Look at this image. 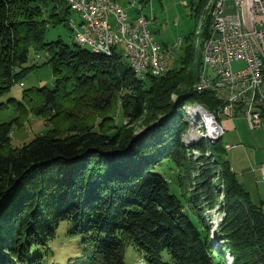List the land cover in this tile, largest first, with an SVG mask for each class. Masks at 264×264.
<instances>
[{
    "label": "trees",
    "instance_id": "trees-1",
    "mask_svg": "<svg viewBox=\"0 0 264 264\" xmlns=\"http://www.w3.org/2000/svg\"><path fill=\"white\" fill-rule=\"evenodd\" d=\"M74 11L69 0H0V96L33 68L31 48L48 52L56 80L26 90L29 105L22 103L53 128L14 147L19 117L0 122V264L1 253L12 258L5 264H48L45 247L63 221L93 246L89 264H126L128 245L148 264H226L228 251L233 264H264V207L233 170L222 138L198 145L197 158L182 141V104L199 100L215 111L222 103L215 88L199 85L197 31L177 64L141 78L118 46L107 55L76 40L46 41L49 26H70ZM164 160L183 170L180 193L158 169ZM221 196L216 243L207 208Z\"/></svg>",
    "mask_w": 264,
    "mask_h": 264
},
{
    "label": "rangeland",
    "instance_id": "rangeland-1",
    "mask_svg": "<svg viewBox=\"0 0 264 264\" xmlns=\"http://www.w3.org/2000/svg\"><path fill=\"white\" fill-rule=\"evenodd\" d=\"M119 1L124 4L127 9L129 8L130 10L131 8L136 11V7L130 2L131 0ZM136 1L144 5L146 14H150L152 20L150 27L159 42L162 45H168L167 49L169 50L164 49L166 55L168 54L167 56L170 57L168 67H170L171 64L174 65L179 62V58L184 52L188 36L195 31L199 34V42L204 56V50L208 40L207 32H214V8L217 0ZM234 4L235 0H226V14L227 12L231 13L234 11ZM71 17L77 19L78 21L81 20V14L76 11L72 13ZM197 18H199L198 22ZM75 35L76 31L71 25L65 26L64 24H58L55 26H49L46 31L45 38L46 41L63 39L66 42L72 43L73 40H75ZM117 49L120 54L124 56L125 46L120 44ZM48 57V52L45 49L36 50L35 48H31L27 65L33 66V68L25 73L24 76L17 81L9 91L0 96V103L4 102V105L0 107V122L10 121L15 119L17 116L20 119V123L18 120H13L12 145L14 147L21 146L25 142L33 139L36 135L45 133L53 128V124H51L46 117L34 114L31 111H24L22 106V103L29 105L28 98L26 97V90L30 94H33V88L36 86H55L56 80L54 77L53 67L50 64H45L48 61ZM243 65L244 62H234V66L236 68ZM209 78H214L213 73L209 75ZM198 81H200V78ZM172 97L173 99L178 100L179 95L178 93H174ZM200 105L204 106V108L216 118L213 108H209L199 100H188L186 104L181 105L184 113V121H186V127L182 134V141L187 146L188 157L192 158H197L202 155L198 145H201L204 142L208 148L211 144L216 143V141L218 142L220 138H222L221 135L223 133L221 130L216 136H214V138L210 137L205 121L198 115L197 107ZM219 122L221 123V121ZM249 127L248 123L247 128ZM143 128L144 125H142L141 122L136 124V132L142 130ZM227 140H229V135L223 134L222 141L225 142ZM209 153V150L205 152L206 155H209ZM224 156L226 157V154ZM158 169L163 171L166 177H168L173 189L177 193H180L179 179L183 170L174 163H171L169 160L161 162ZM219 172H221V168H219ZM218 201L224 202L225 199L222 196L219 197L217 203L215 204L216 206L213 208H207V212L209 214L211 229L214 233L213 239L216 243H222L221 230L218 227V224L221 223L225 213L218 205ZM67 222L68 221H63L61 223L57 230V236L49 242L48 246L45 247V250L49 253L46 255L48 264H52V262L68 264L70 262L73 263L77 261H85L84 264H89L88 262L91 261L93 257V246L89 245L87 242H85V244L81 236H70L67 233ZM46 253L47 252L44 251V254ZM236 254L239 256L240 251H236ZM1 256H4L2 260L3 264H5V260L12 259L10 255L5 253H1ZM142 258L146 260L143 252L132 245L127 246L125 255L126 264H145L144 262L142 263ZM235 258L236 255L231 251H228L225 254L224 261L226 264H233L236 260ZM241 261L242 263L244 262L243 260ZM146 263L148 264L147 260Z\"/></svg>",
    "mask_w": 264,
    "mask_h": 264
},
{
    "label": "built area",
    "instance_id": "built-area-1",
    "mask_svg": "<svg viewBox=\"0 0 264 264\" xmlns=\"http://www.w3.org/2000/svg\"><path fill=\"white\" fill-rule=\"evenodd\" d=\"M78 2L79 6H86L87 20H83L82 27L88 41L113 40L114 44L131 46L132 55L142 62L143 72H148L143 59L145 41H152L154 47L162 50L159 71L165 73L170 57L165 56L164 47L153 33L151 16L145 13L142 3L130 1L137 12L132 16L118 0H103V4H95L94 0ZM133 21H140L139 31H132ZM89 23H96L98 38H90ZM210 45L204 89L215 88L222 99L215 109L220 129L224 133V126L219 122L221 113L231 115L235 107L243 109L251 128L261 127L264 121V0H235L234 11L227 12ZM234 62H244V65L236 68ZM212 73L214 78L210 79Z\"/></svg>",
    "mask_w": 264,
    "mask_h": 264
},
{
    "label": "bare ground",
    "instance_id": "bare-ground-1",
    "mask_svg": "<svg viewBox=\"0 0 264 264\" xmlns=\"http://www.w3.org/2000/svg\"><path fill=\"white\" fill-rule=\"evenodd\" d=\"M75 8V11L81 14V20L78 21L77 19L71 17L70 25L76 31L75 40L80 43L82 46H88L95 50L96 52L105 53L107 55H112L115 51V48L118 46L117 44L113 43V40H105L103 42H91L88 41V36L83 30L82 24L83 20H87V11L86 6H79L78 0H69ZM223 0H217V3L214 8V32L213 35L208 38L206 47H205V54H204V67L203 72L200 75V82L199 85L201 88H204L206 84V73H207V63H209L210 59V52H211V45L210 43L216 37V28L220 27L222 24L223 19L226 17L225 12V3H222ZM95 4H103V0H94ZM140 28V21H133L132 24V31H139ZM89 34L90 38H98V30L96 23H89ZM120 45V44H119ZM125 46V54L123 56V60L128 63L131 69L141 78L145 77L146 74L152 72L155 75H161L163 72L159 71V63H162V50L160 47H154L152 41H145V45L143 48V59L144 63L147 65L148 72L142 71V62L137 61L135 55L131 53V46H127V44H121ZM168 55V54H167ZM165 53V56L168 57ZM169 62H167L168 66ZM198 115L203 118L205 124L208 127L210 137L216 136L220 131V126L216 122V118L213 114L209 113L204 106L200 105L197 107ZM201 126V125H200ZM204 126V125H203ZM202 127V126H201ZM206 127V126H205ZM219 138V137H218ZM142 263L146 264L144 258L141 259Z\"/></svg>",
    "mask_w": 264,
    "mask_h": 264
},
{
    "label": "crops",
    "instance_id": "crops-1",
    "mask_svg": "<svg viewBox=\"0 0 264 264\" xmlns=\"http://www.w3.org/2000/svg\"><path fill=\"white\" fill-rule=\"evenodd\" d=\"M129 11L132 16L137 15L134 9ZM162 46L167 48L168 45ZM220 117L225 130L221 136L229 135V140L223 143L232 168L254 201L264 207V121L259 128H247L249 122L240 107H235L231 115L221 113Z\"/></svg>",
    "mask_w": 264,
    "mask_h": 264
},
{
    "label": "water",
    "instance_id": "water-1",
    "mask_svg": "<svg viewBox=\"0 0 264 264\" xmlns=\"http://www.w3.org/2000/svg\"><path fill=\"white\" fill-rule=\"evenodd\" d=\"M140 132H141V130H140V131H138V132H137V134H139ZM213 138H214V137H213Z\"/></svg>",
    "mask_w": 264,
    "mask_h": 264
}]
</instances>
